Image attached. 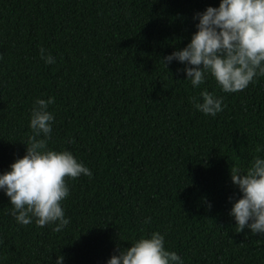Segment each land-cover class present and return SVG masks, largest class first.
<instances>
[{"label":"trees","instance_id":"trees-1","mask_svg":"<svg viewBox=\"0 0 264 264\" xmlns=\"http://www.w3.org/2000/svg\"><path fill=\"white\" fill-rule=\"evenodd\" d=\"M218 4L0 0V172L25 154L34 99L51 96L48 146L93 173L67 180L60 232L17 224L0 191V264H105L151 231L184 264H264V235L236 232L228 215L239 197L231 166L264 156V77L224 93L211 76L193 88L182 64L161 61L188 43L194 13ZM202 89L224 97L215 117L190 102Z\"/></svg>","mask_w":264,"mask_h":264},{"label":"clouds","instance_id":"clouds-1","mask_svg":"<svg viewBox=\"0 0 264 264\" xmlns=\"http://www.w3.org/2000/svg\"><path fill=\"white\" fill-rule=\"evenodd\" d=\"M193 20L196 31L188 43L162 58L166 68L175 60L183 65L177 71H183V80L193 88L211 76L224 93L243 90L264 77V0H219L218 6L208 5L194 13ZM39 53L45 64L55 63L44 47ZM54 99H34L28 118L31 135L21 141L25 154L0 172V191L8 197V214L17 224L34 222L60 232L69 223L62 203L70 192L67 180L81 175L91 179L93 173L70 150L48 146L55 119L48 109ZM189 99L206 116L215 117L224 107V97L207 89L199 92V98ZM230 179L239 191L238 198L228 197V215L235 221L236 232L248 228L253 235H264V156H254L245 171L232 165ZM150 220L145 217L142 223ZM63 261V255H57L54 264ZM105 264H184V260L165 247L163 233L151 231L131 241L129 247L117 248Z\"/></svg>","mask_w":264,"mask_h":264}]
</instances>
